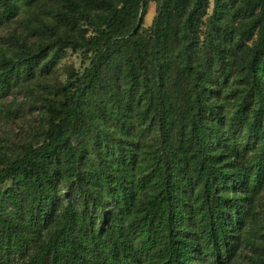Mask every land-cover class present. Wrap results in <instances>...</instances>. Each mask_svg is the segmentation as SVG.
Returning <instances> with one entry per match:
<instances>
[{
    "label": "trees",
    "instance_id": "1",
    "mask_svg": "<svg viewBox=\"0 0 264 264\" xmlns=\"http://www.w3.org/2000/svg\"><path fill=\"white\" fill-rule=\"evenodd\" d=\"M49 1L0 0V24ZM54 15L36 49L0 58V95L67 49L90 63L42 104L39 141L0 158V264H232L264 206V0H57Z\"/></svg>",
    "mask_w": 264,
    "mask_h": 264
},
{
    "label": "rangeland",
    "instance_id": "2",
    "mask_svg": "<svg viewBox=\"0 0 264 264\" xmlns=\"http://www.w3.org/2000/svg\"><path fill=\"white\" fill-rule=\"evenodd\" d=\"M56 7L57 0H50L32 11L20 3L17 15L0 24V58L8 56L15 59L20 53L27 55L30 50L36 49L39 44L37 30L55 21ZM157 9L158 5L151 2L144 17V29L153 25ZM180 21V16L174 15V29L179 28ZM81 27L87 31L84 33L86 37L95 35L94 26L82 22ZM63 29L62 33L68 31L71 36H77L68 28ZM89 63L90 59L83 50L67 49L66 55L50 71L40 72L37 69L31 78H22L8 95H0V158L4 154L19 155L24 145L39 141L46 124L45 107L42 104L53 98V93L69 81L73 72L82 73ZM10 185L7 183L2 190ZM262 209V221L254 236L255 245L243 244L232 264H254L256 259L264 256V206Z\"/></svg>",
    "mask_w": 264,
    "mask_h": 264
}]
</instances>
